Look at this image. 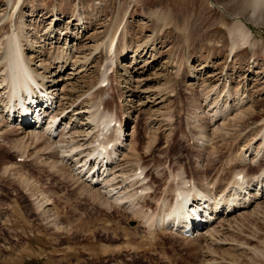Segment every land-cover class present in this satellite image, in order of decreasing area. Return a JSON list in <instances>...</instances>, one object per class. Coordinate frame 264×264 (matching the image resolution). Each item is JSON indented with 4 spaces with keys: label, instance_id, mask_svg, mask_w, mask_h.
Wrapping results in <instances>:
<instances>
[{
    "label": "rangeland",
    "instance_id": "1",
    "mask_svg": "<svg viewBox=\"0 0 264 264\" xmlns=\"http://www.w3.org/2000/svg\"><path fill=\"white\" fill-rule=\"evenodd\" d=\"M239 21L250 42L232 38ZM22 27L24 55L54 106L27 129L7 114L0 118V264H264L254 252L264 248V187L253 183L247 190L257 195L244 208L220 211L202 235H152L130 202L101 207L98 193L106 189L92 172L83 170L79 184L71 179L82 170L59 148L93 151L97 130L87 109L78 111L100 101L124 136L110 172L98 178L116 183L112 194L132 196L124 179L142 166L152 188L148 202L134 205L153 215L164 199L174 203L179 173L219 196L238 172L264 174L263 0H0V100L4 48ZM51 116V147L35 144L28 133L43 134ZM63 163L70 168L62 172Z\"/></svg>",
    "mask_w": 264,
    "mask_h": 264
},
{
    "label": "bare ground",
    "instance_id": "2",
    "mask_svg": "<svg viewBox=\"0 0 264 264\" xmlns=\"http://www.w3.org/2000/svg\"><path fill=\"white\" fill-rule=\"evenodd\" d=\"M258 3H261V2H258ZM157 20L166 23L165 21L166 17L162 15L161 16L158 15ZM23 31H24L23 27H22V30L19 29V31L17 32L14 31V34H12L14 36H12V38L9 37L7 39L8 41L6 42V45L4 48L5 56H6L5 59L7 60L5 63V66H6L5 71H7V73L5 77L3 78V81L6 83V85L4 86V89L6 92L4 91V96H5L4 100L2 98L0 100V102L3 103V107L1 108L2 113H0L1 114L0 118L2 117L3 113L7 114V116L9 115V117L12 116L13 114H16L18 117H20V119H22L20 121V123L23 124L22 128L27 129L29 126H24L23 121L30 120L31 125H32V120H34L35 114L38 115L42 113L43 116L47 115L48 110L44 109L42 107V104L47 105V107H49L51 103H53V98H52L53 94H52V91L49 93L48 88L43 83L39 84L37 82L35 78L36 72L35 70L33 71L30 68L29 62L27 61L24 55V50L21 45V40H19L20 39L19 35L23 33ZM230 34L233 39L237 36H240L244 40V42H247L248 39L252 37L250 32L246 29L242 21H239L234 26V28L231 29ZM114 43H115V37L112 36L110 52L113 51ZM235 48H236V43H233L231 47V51L234 52ZM113 59L114 57H112L111 64L114 61ZM106 74H107V71L104 72L102 80L106 79V76H107ZM33 86H41L43 87L42 88L43 90L39 89V93H37L35 89L33 88ZM218 98H216V100H218ZM243 100L244 98H240L237 102L236 107H238L242 103ZM215 102L218 103V101H215ZM101 104L102 103L100 101L92 102L89 108L84 107L83 111H78V114H80L81 112H85V110L87 109L86 110L88 112L87 119H89L88 120L89 123H91V125H94L93 127L97 130V133H95L96 136L93 137V140L90 142V145L94 146L93 151L86 152L87 150H84L80 152V145H77V144H72L70 146L68 145V147H59L61 149L62 148L64 149L61 151L62 154L65 155L69 153L71 155H68V156L69 157L71 156L70 157L71 159L76 158L74 160L75 166H79L78 169L82 170L79 172V174H74L76 176H70V178L74 179L76 183L79 184V178H80V175L84 172L83 170H87V173L92 172L91 175H88L89 178L91 177L93 182H95L96 180H99V181L102 180L103 186L106 189L105 192H103L102 190V192L98 193V196H99L98 199L100 201L99 204L101 205V207L104 206L105 208L106 207L107 208L108 207L117 208L122 204L130 202L129 204H133V206H135V209H133L134 211L132 210L133 213L142 219V222L143 224H145V227L149 234L153 235V233H156V235L157 234L160 235L162 234V232H168L169 230L174 229L177 231L179 236H182L183 238H187L183 236L184 228L194 227L191 236L194 238V236H198V234L200 235V233L202 235V231L198 232L199 227L195 226L194 222H197V224L199 225L205 224L206 221H210L211 219H213L214 216L216 217L220 211H222L223 214H226L229 211V213L227 214H230L231 213L230 211L232 210H228V209H234V211H237L239 208L240 209L244 208V206H246L245 204L248 203L251 197L257 195V194L256 195L251 194V191H252L251 189H250L251 191L247 190L253 186V183H256V187L259 186V189L260 188L263 189L264 174H262L261 176H257L256 178L252 176L251 178L250 177L247 178L248 176L246 175L240 176L238 172L235 174L234 180L230 182V186L225 188V190H223L221 194L223 192L224 193L219 196L216 194L217 192H215L213 188H208L207 190H203L200 187H198L195 184V182L190 183L189 181L185 179L184 176L181 175V173H179L178 175L175 176L178 180L179 179L180 180H179V183L177 182H176L177 184L175 183L176 189L173 190V192L175 193L174 200H173L174 203L168 204L164 199L162 203L163 207H160L161 209L158 215L156 214L153 215L151 212H148L147 210L144 211L142 209L143 206L141 207V209L136 208L137 206L136 204L134 205V203H138L139 206H141V199H144L145 201L146 198H148L149 194L147 193V191H149L150 190L149 187H151L149 185V181H148V178L146 177V174H144L145 170L143 169L142 166L141 167L138 166L137 168H135L134 173L132 172L130 176H127L126 179H124V182H128L129 188L134 187V189L132 190H135V191L132 196H127L126 194H123V192H120L118 190L116 194H119V195L116 196V194H112V192H114L116 188L115 189L113 188V190H110V189L108 190V188L114 187L116 183L114 184L113 180L109 181L110 179L107 180L105 179V177L104 178L100 177V179L98 178L100 176V173H99L100 170L104 169L103 172L101 171L103 175L105 173V170L107 172H110L107 170V165L112 164L114 162L115 156L118 155L119 147L117 143H122V138L124 136L121 123L116 121L114 128H113L111 124L113 123L114 120L113 118H111L110 120L107 119L109 118L108 114H106V111H104L103 107L100 108ZM219 111L221 110H216L215 112L221 113ZM56 119H57L56 116H51V121L48 123L49 128L48 129L46 128L47 129L46 131L43 130L41 132L43 134L40 135V133H28L29 135L28 134L26 135H28L33 140L32 142H34L35 144H39V143L42 144V142H44L46 144H49L50 145L49 147H51L52 143L50 140L52 137V128H53L52 126L54 125V122H56ZM43 126H42V129H44ZM25 129H23V131H25ZM112 131L114 132L113 135L110 134V132ZM96 141H100V142L99 144L95 146L94 144H96ZM24 146L26 147L27 144L24 143ZM79 155H84V157L80 159ZM68 156H62L61 160L63 161V159ZM83 159L85 160L82 163ZM72 163L73 161L71 162V165ZM51 166H56V165H51ZM62 167H60L61 171L68 170L70 168V165L69 167H67L64 164ZM65 167L68 169H66ZM7 169L8 167L5 170L8 171ZM150 193H152V191H150ZM126 200H129V201H126ZM49 202H51L49 199L44 200L43 202L39 201L36 206L37 212L40 209H45L44 208L45 205H50ZM51 216L52 214L48 217L50 218ZM52 220H55V219H52ZM55 227H58V226H56L55 224ZM256 248L254 249V252H256V255L258 256V258L260 257L263 259L264 248L262 247L259 249L258 248L256 249Z\"/></svg>",
    "mask_w": 264,
    "mask_h": 264
}]
</instances>
